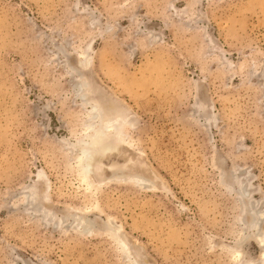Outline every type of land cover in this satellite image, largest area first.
<instances>
[{
  "label": "rangeland",
  "instance_id": "obj_1",
  "mask_svg": "<svg viewBox=\"0 0 264 264\" xmlns=\"http://www.w3.org/2000/svg\"><path fill=\"white\" fill-rule=\"evenodd\" d=\"M263 252L264 0H0V264Z\"/></svg>",
  "mask_w": 264,
  "mask_h": 264
},
{
  "label": "bare ground",
  "instance_id": "obj_2",
  "mask_svg": "<svg viewBox=\"0 0 264 264\" xmlns=\"http://www.w3.org/2000/svg\"><path fill=\"white\" fill-rule=\"evenodd\" d=\"M78 88L80 89V92H82L81 96L83 98L86 97V93H87L86 92V89H87L86 83L82 82V81L79 82ZM91 118L97 122V125H98L97 130L95 131V133L93 132L94 134L91 135V137L89 138V141L86 140L83 143H80V142L78 143V144H80V155H79V163H80V168H81L80 172L82 175V179L86 183H88V180H89L91 173H92V162H93V158L95 157L94 155L97 156L98 154H101V155L104 154V156H105L106 153H108V152L111 153V151L114 150V147H115L114 144L112 145V144L106 143L107 141H109V138L107 141L104 142V140H102L103 136L105 135L107 130H109L110 128L115 129L116 133H117L120 126L122 125L121 124L122 120L117 119V118L106 117V115L103 114L102 108L97 104H92V106H91ZM94 125H95V123L93 125L91 124L88 128L92 129L94 127ZM107 136H109V135H107ZM135 179H137V178H135ZM141 179L142 178H138V180H140V181H141ZM33 195L34 194H32V196ZM45 215H48V214H45ZM255 219H256V214L252 212L251 223H250L252 226H256L255 221L257 219L256 220ZM259 236H261V235L259 234ZM259 236H258V238H259ZM262 257L264 258V252L262 253Z\"/></svg>",
  "mask_w": 264,
  "mask_h": 264
}]
</instances>
